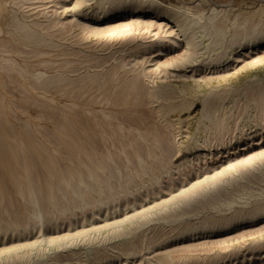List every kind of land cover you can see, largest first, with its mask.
Masks as SVG:
<instances>
[{
    "label": "bare ground",
    "instance_id": "obj_1",
    "mask_svg": "<svg viewBox=\"0 0 264 264\" xmlns=\"http://www.w3.org/2000/svg\"><path fill=\"white\" fill-rule=\"evenodd\" d=\"M63 1L0 0V95L18 84L69 124L53 138L36 129L40 141L10 126L0 96V208L24 210L19 221L0 217V264H264V18L240 24L218 8L159 0ZM76 63L102 70L106 80L91 82L102 94L83 100L80 88L54 106L49 89L61 81L48 71L65 77ZM196 102L195 123L179 118ZM239 229L248 230L209 240ZM155 237L194 244L146 257Z\"/></svg>",
    "mask_w": 264,
    "mask_h": 264
},
{
    "label": "rangeland",
    "instance_id": "obj_2",
    "mask_svg": "<svg viewBox=\"0 0 264 264\" xmlns=\"http://www.w3.org/2000/svg\"><path fill=\"white\" fill-rule=\"evenodd\" d=\"M68 0H65V4H68ZM166 4H175L179 6H183L185 8H190L192 11H199L205 14H209V8H218V11H223L224 16L229 19L233 20L236 16L240 17V24L244 22L248 14L254 13L253 20L257 21L260 19V17L264 18V0H159ZM222 7V8H219ZM9 11L12 10L11 6L8 9ZM68 12V11H67ZM65 13V15L61 16L63 20L71 21V15L69 13ZM76 20L80 21V24L85 23L84 19L80 18L79 16L76 18ZM84 20V21H83ZM86 23H89L91 27L96 29H105L107 26H120L122 24L121 22L117 23H108V22H96V21H86ZM248 26V25H247ZM166 31V29H165ZM68 45V44H67ZM112 46L113 48H111ZM107 50H121L123 53L122 55H128L127 48L124 45H120V43L117 42H111L110 45L107 46ZM181 49L176 48L173 49L167 53H164V56L159 58L160 63H165L168 60H171L173 58H176L178 55L181 54ZM73 51H77L76 49ZM254 51V50H253ZM50 52L53 53L52 50ZM177 52V53H176ZM248 55L251 56L249 54ZM57 53V52H56ZM72 54V53H68ZM241 54V52H240ZM247 54V53H246ZM247 57H241L239 59H235L236 63L233 64L230 63L226 67L223 68L224 72H229L230 74L234 73L235 70L243 66V61ZM249 58V57H248ZM67 60H70L72 62H76V59L69 57ZM54 61L58 62L56 64L60 65L63 64L65 61L64 58H58L54 59ZM18 62L22 65L23 62L18 59ZM34 60H30L28 63L29 65H32ZM31 69V67H29ZM71 71H77L74 74H66L65 77H60L55 75L56 72L53 70L48 71L49 77H55V79H52L53 83H56L58 81H61L60 84L55 85L54 89H49V93L53 99H54V106L61 107V104L64 100L73 98L76 96L77 89L82 88L83 92V100L88 98V95H101V91H97V87L95 84L91 85V82L94 80H106L105 74L102 72L101 69L89 67V65L80 66L76 63L74 65V69ZM192 69L186 67V69L183 71L188 76L192 75L191 72ZM44 72V71H42ZM67 73L66 70L61 71V73ZM184 74V73H182ZM5 90L1 91V97H2V103H3V111L5 114H7V121L10 123V126L14 127L17 130H21V128H28L26 130L31 131V135L35 134L36 138L41 141V135L40 134H48L50 133V137L53 138L55 130L54 126L62 124V120L59 116V111H51L49 107L47 106H41L40 104H34L31 105L32 102H28V94H26L18 84H12L7 81V83L4 84ZM6 92V93H5ZM227 103V101L225 102ZM1 110V111H2ZM76 111V109H74ZM100 111L99 108H96V111ZM201 111V105L196 102L194 106L191 108L189 112H183L179 115V118L185 119L189 116V119L191 120V123H195V121L199 118ZM242 116H246V112L241 109ZM147 111H143V115L147 116ZM0 124L6 123L5 120L0 119ZM131 122V121H130ZM66 127H69V124L63 123ZM36 129L40 132V134H36ZM150 129V127H148ZM34 136V135H33ZM40 168L36 169V172H39ZM6 208V207H5ZM5 208H0V217H2L4 220L7 218L9 219H15L19 221V217L17 213L22 214L24 213V210L21 207H16L14 210H10V216L7 217L5 214ZM8 219V220H9ZM103 221L101 218H98V222ZM64 228L61 229V232ZM246 230H237V231H231L227 232L225 234H216L212 235L210 237V241H218L221 239H226L227 237H234L235 235H238L239 233H244ZM200 243L205 242L203 239L200 238ZM162 238L155 237L150 245V251H145L143 254H151L147 255L146 257H152V253L154 254L155 251H163L170 248H178L183 246H188L191 244H194L193 242H189L188 240H181L175 244H169L167 246H161ZM207 241V240H206ZM140 247L138 246V251H140ZM244 255V254H243ZM246 255V254H245ZM250 256V255H249ZM239 257L231 258L229 262H232L231 264H239L240 260H238ZM203 260V258H201ZM201 260H190L186 262L185 264H204ZM135 262H138L136 260ZM118 264H123V262H120ZM176 264V263H175Z\"/></svg>",
    "mask_w": 264,
    "mask_h": 264
}]
</instances>
